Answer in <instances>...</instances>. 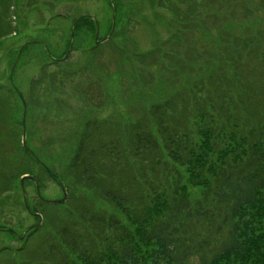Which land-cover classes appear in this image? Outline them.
Returning a JSON list of instances; mask_svg holds the SVG:
<instances>
[{
    "label": "trees",
    "instance_id": "trees-1",
    "mask_svg": "<svg viewBox=\"0 0 264 264\" xmlns=\"http://www.w3.org/2000/svg\"><path fill=\"white\" fill-rule=\"evenodd\" d=\"M12 1L0 0V37L12 32L5 21ZM235 29L224 44L228 51H220L233 72L248 57H264V27L247 41ZM162 49L133 53L128 61L158 58ZM216 58L191 87L180 90L177 76H159L171 89L163 85L154 100L121 91L134 114L81 117L64 154L67 197L58 204L42 200L54 215L41 209L44 220L26 233L39 249L30 251L26 242L1 248V264H190L195 258L197 264H264V115L258 101L254 113L246 109L259 89L264 102V85L239 89L244 74L227 76L223 57ZM138 77L144 78H129ZM21 148L24 155L11 162L41 163L27 143ZM188 185L201 190L194 202Z\"/></svg>",
    "mask_w": 264,
    "mask_h": 264
},
{
    "label": "rangeland",
    "instance_id": "rangeland-1",
    "mask_svg": "<svg viewBox=\"0 0 264 264\" xmlns=\"http://www.w3.org/2000/svg\"><path fill=\"white\" fill-rule=\"evenodd\" d=\"M5 21L12 32L0 37V188L6 189L0 194V249H16L25 242L30 251L39 249L37 239L27 241L26 233L44 220L41 209L54 215L43 208L42 200L64 202L61 188L67 197L70 188L63 160L73 147L69 137L83 116L134 114V108H126L130 101L122 92L154 100L163 85L171 89L158 81L162 75L177 76L175 81L182 86L173 84L180 90L183 84L194 86L195 77L209 69L210 58L212 63L217 61L216 55L223 57L221 70L227 76L244 74L236 85L239 89L249 82L263 89V56L248 57L233 72L220 51H228L224 44L235 37V28L240 27L247 41L264 27V0H13ZM96 26L98 39L110 35L98 49L94 47ZM156 45L163 48L160 57L155 53L156 58L128 61L133 53L149 52ZM90 58L91 66L78 71ZM121 59V79H117ZM140 74L143 79L129 78ZM261 98L259 89L246 104L249 113H254L258 101L264 115ZM22 139L41 163L29 157L11 162L24 155ZM26 168L29 174L20 175ZM187 190L192 202L201 194L197 187L188 185ZM190 264H197V259Z\"/></svg>",
    "mask_w": 264,
    "mask_h": 264
},
{
    "label": "water",
    "instance_id": "water-1",
    "mask_svg": "<svg viewBox=\"0 0 264 264\" xmlns=\"http://www.w3.org/2000/svg\"><path fill=\"white\" fill-rule=\"evenodd\" d=\"M113 12H114V11H113ZM98 32H99V30H98V26H97L94 40H95V42H96L97 44H99V43H103L104 41L107 40L108 37H105V38H103L102 40L98 41V40H97ZM19 95H20V94H19ZM20 97H21V96H20ZM22 145L25 146V140H24V139H22ZM26 177L31 178V177L28 176V175H25L23 178H26ZM21 189H22V193H23L24 203H25V205H26V207H27V203H26V194H25V189H24V186H23V179L21 180ZM62 191H63V198H64V197H65V192H64V189H63V188H62ZM47 201L50 202V203L60 202V200H57V201L47 200ZM27 208H28V207H27ZM24 234H25V233H24ZM24 234H23V236H24Z\"/></svg>",
    "mask_w": 264,
    "mask_h": 264
},
{
    "label": "flooded vegetation",
    "instance_id": "flooded-vegetation-1",
    "mask_svg": "<svg viewBox=\"0 0 264 264\" xmlns=\"http://www.w3.org/2000/svg\"><path fill=\"white\" fill-rule=\"evenodd\" d=\"M55 60H57V59H55Z\"/></svg>",
    "mask_w": 264,
    "mask_h": 264
}]
</instances>
